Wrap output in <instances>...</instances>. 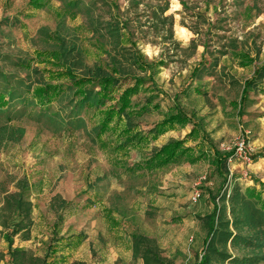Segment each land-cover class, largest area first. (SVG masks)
Here are the masks:
<instances>
[{
	"label": "rangeland",
	"instance_id": "obj_1",
	"mask_svg": "<svg viewBox=\"0 0 264 264\" xmlns=\"http://www.w3.org/2000/svg\"><path fill=\"white\" fill-rule=\"evenodd\" d=\"M30 1L0 0V93L7 100L0 109V127H7L0 129V206L6 195L20 194L31 203L32 221L28 238L0 226V264H12L15 247L47 264H142L132 256L133 234L146 238L164 264H196L212 198L228 207L233 186L264 192V76L244 87L264 66V0H40L35 9ZM60 46H73L68 58L77 73L120 63L149 80L148 91L131 98L135 110L149 102L138 119L144 130L174 104L191 114L210 143L187 141L199 160L117 177L87 116L85 126L66 130L64 105L23 103L27 84L56 68L38 50ZM131 53L154 69L129 65L124 57ZM191 128L176 126L129 160ZM239 138L249 163L228 152L223 183L211 154L227 152L222 148Z\"/></svg>",
	"mask_w": 264,
	"mask_h": 264
},
{
	"label": "trees",
	"instance_id": "obj_2",
	"mask_svg": "<svg viewBox=\"0 0 264 264\" xmlns=\"http://www.w3.org/2000/svg\"><path fill=\"white\" fill-rule=\"evenodd\" d=\"M33 9L41 7L40 0H31ZM107 31L115 30L108 26ZM73 46H60L52 50H38L40 56L51 59L55 69L43 70L35 82L27 84V93L23 103L33 104L40 108L56 102L68 108V114L62 115L61 125L66 130L74 129L79 123L86 125V116L90 120V134L106 154L112 174L121 177L139 169L156 170L167 165L188 161L195 163L199 156L193 154L194 148L187 146V141L201 138L209 143L204 132L193 116L174 104L162 120L142 128L138 120L147 109L146 105L134 109L132 96L140 91H148L149 80L125 73L121 64L114 67L93 66L82 73H77L68 56ZM124 58L128 64L139 69H154L144 62L140 53H131ZM264 76V66L254 71V78L246 81L245 88L255 85V79ZM7 104L5 93H0V109ZM157 108L158 105H154ZM83 113L84 115H80ZM191 123L192 128L182 139H173L159 148H152L143 154L140 161L129 160L131 152H144L151 141L161 134ZM6 127V126H5ZM1 126L0 129H4ZM7 128V127H6ZM212 161L216 169L226 180L228 169V152H212ZM224 172V174H222ZM226 192L219 197L225 202ZM212 198V210L204 216L206 234L196 264H257L264 259V192L247 187L242 192L233 186L228 194V207L219 205ZM31 203L19 194L6 195L0 206V226L7 229L10 235L19 234L22 238L30 236ZM21 218L16 221L13 215ZM134 255H140L144 264H164L155 247L148 246V240L140 235H132ZM12 242L9 241V246ZM229 248H242L251 254L240 257L229 252ZM12 264H47L45 257L30 255L24 249L15 247L11 251Z\"/></svg>",
	"mask_w": 264,
	"mask_h": 264
},
{
	"label": "built area",
	"instance_id": "obj_3",
	"mask_svg": "<svg viewBox=\"0 0 264 264\" xmlns=\"http://www.w3.org/2000/svg\"><path fill=\"white\" fill-rule=\"evenodd\" d=\"M223 151L232 153V157L238 161L249 163V157L247 155L246 143L243 138L237 139L232 146H226L222 148ZM197 194L192 196V200L196 201Z\"/></svg>",
	"mask_w": 264,
	"mask_h": 264
},
{
	"label": "crops",
	"instance_id": "obj_4",
	"mask_svg": "<svg viewBox=\"0 0 264 264\" xmlns=\"http://www.w3.org/2000/svg\"><path fill=\"white\" fill-rule=\"evenodd\" d=\"M211 205H212V204H211ZM210 212H211V211H210ZM210 212H209V213H210ZM207 214H208V213H207ZM205 215H206V214H205ZM205 215H204V216H205ZM204 216H203V217H204ZM202 244H203V242H202ZM156 250H157V249H156ZM132 256H133L134 258H135V257H140V258H141V261H142V264H144L143 258H142L140 255H137V256L134 255V251H133V243H132ZM160 257H161V256H160ZM163 262H164V261H163ZM164 263H165V262H164Z\"/></svg>",
	"mask_w": 264,
	"mask_h": 264
}]
</instances>
